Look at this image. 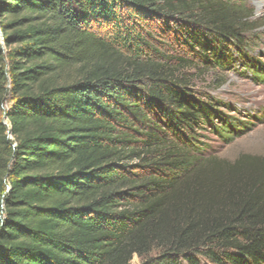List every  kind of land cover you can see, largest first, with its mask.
Masks as SVG:
<instances>
[{
    "label": "trees",
    "instance_id": "trees-1",
    "mask_svg": "<svg viewBox=\"0 0 264 264\" xmlns=\"http://www.w3.org/2000/svg\"><path fill=\"white\" fill-rule=\"evenodd\" d=\"M256 29L245 0H0V264H264V157L212 151L254 124L193 84Z\"/></svg>",
    "mask_w": 264,
    "mask_h": 264
},
{
    "label": "rangeland",
    "instance_id": "rangeland-1",
    "mask_svg": "<svg viewBox=\"0 0 264 264\" xmlns=\"http://www.w3.org/2000/svg\"><path fill=\"white\" fill-rule=\"evenodd\" d=\"M245 2L254 8L256 31L262 40L247 58L241 60L236 55L232 69L204 71L193 80L196 89L231 104L235 110L230 114L254 124L251 131L232 143L224 144L217 139L212 142V151L230 161L243 154L264 157V0ZM139 262L135 255L132 264Z\"/></svg>",
    "mask_w": 264,
    "mask_h": 264
}]
</instances>
